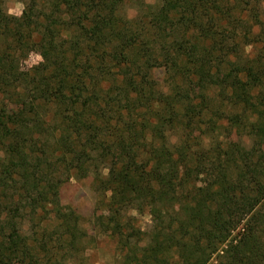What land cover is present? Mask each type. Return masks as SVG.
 <instances>
[{
    "label": "trees",
    "instance_id": "trees-1",
    "mask_svg": "<svg viewBox=\"0 0 264 264\" xmlns=\"http://www.w3.org/2000/svg\"><path fill=\"white\" fill-rule=\"evenodd\" d=\"M29 1L15 17L0 0V264H66L61 181L90 173L122 264H264L259 1L154 0L131 19L119 0ZM48 206L62 231L34 244L22 218Z\"/></svg>",
    "mask_w": 264,
    "mask_h": 264
},
{
    "label": "rangeland",
    "instance_id": "rangeland-1",
    "mask_svg": "<svg viewBox=\"0 0 264 264\" xmlns=\"http://www.w3.org/2000/svg\"><path fill=\"white\" fill-rule=\"evenodd\" d=\"M4 11L15 17H20L25 7V3H30L29 0H2ZM261 7L264 9V0H258ZM154 0H119V15L122 18H134L142 6L152 4ZM259 48V45L254 47H246L245 51L249 56H253ZM40 57L37 53L31 52L27 58L21 62V68H29L40 62ZM155 77L163 78L160 70L154 72ZM235 132V131H231ZM237 138V136H236ZM245 139V138H244ZM251 144V143H250ZM259 151L264 152L263 142L259 145ZM101 173H106V170L101 164L98 166ZM92 174L85 179L77 180L70 178L63 180L62 187L59 191V200L61 210L69 216L75 217L78 221L77 237L72 244L63 249L64 260L66 264H122L118 255L116 240L108 233H104L99 227L102 221V215L105 214L104 205L102 203V194L97 189V184L92 178ZM49 209L46 207L45 213L42 212L38 217L32 219L31 216L22 218L23 224L21 231L29 234L35 239L36 244L41 237H46L45 241L49 242L50 238L55 239L58 232L62 230L57 226L58 221L53 218ZM103 213V214H102ZM133 218V223L141 231L148 230L150 219L147 214H139L137 212H129ZM1 220V218H0ZM55 232V234H54ZM49 238V239H48ZM50 243V242H49ZM67 243V242H66ZM49 249V248H47ZM42 255L46 254L45 250L41 251ZM56 257V256H55ZM13 264H23L21 260L12 261Z\"/></svg>",
    "mask_w": 264,
    "mask_h": 264
}]
</instances>
